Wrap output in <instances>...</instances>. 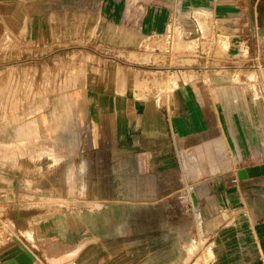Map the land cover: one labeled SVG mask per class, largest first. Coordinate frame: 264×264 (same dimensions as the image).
Wrapping results in <instances>:
<instances>
[{
  "label": "rangeland",
  "instance_id": "1",
  "mask_svg": "<svg viewBox=\"0 0 264 264\" xmlns=\"http://www.w3.org/2000/svg\"><path fill=\"white\" fill-rule=\"evenodd\" d=\"M242 2L0 0L1 264L19 247L14 235L27 231L34 234L31 243L44 264H63L66 251L71 253L65 264H211V244L201 226L197 240L181 251H173L171 243L162 247L141 226L128 231L125 218L146 219L148 210L127 209L122 194L107 192L111 178L105 170L97 177L92 151L84 144L93 129L83 122V113L92 108L93 119L108 116L101 107L109 106L113 124L114 116L119 120L122 111L133 107L140 118L151 99L156 107L174 108L185 122L191 116L187 91L198 81L195 114L204 117L205 127L196 128L191 138L196 161L182 151L187 170L182 185H193L190 172L200 183L221 172L226 158L217 153L212 162L203 144L220 136L230 143L237 135L233 126L230 139L225 128L208 125L212 119L222 123L217 113L220 86H234L232 92L236 86L244 88L262 111L258 83H264V65L260 51L248 47L249 21L242 15ZM213 77L228 82L217 84ZM72 96L76 104L66 121L45 128L53 107ZM230 96L237 103L236 93ZM209 99L218 106L212 108ZM32 120L35 126H27ZM121 121L124 127V117ZM259 123L264 125V115ZM110 234L114 241L108 240ZM112 250L117 258L109 263Z\"/></svg>",
  "mask_w": 264,
  "mask_h": 264
},
{
  "label": "crops",
  "instance_id": "2",
  "mask_svg": "<svg viewBox=\"0 0 264 264\" xmlns=\"http://www.w3.org/2000/svg\"><path fill=\"white\" fill-rule=\"evenodd\" d=\"M84 1L86 0H78V3ZM240 1H243L240 7L242 15H247L249 21L250 47L254 45L255 36L260 30L258 27L264 23V0ZM129 35L132 38L137 36L133 32ZM220 77H213L212 81L217 84L218 81L225 82L222 78L218 80ZM197 82L191 83V92L187 91L191 116L185 122L179 115H175L174 108L160 105L156 107L151 103V99L147 101V108L142 111L140 118L136 111L138 109L133 107L129 111H122L119 120L114 116L113 124L109 123L111 107L102 106L101 112L108 116L94 119L93 110L89 108L83 113V122H88L89 125L91 123L93 130L91 138L84 141L85 147L92 151L97 177H100L99 170H105L111 178L107 192L122 194L127 209L136 207L148 210L149 216L146 219L134 221L125 218L128 231L132 232L134 225L141 226L142 233L156 238L162 243V247L166 244V248L167 243H171L173 251L175 248L181 251L186 245L197 240L198 227L201 226L207 243L211 244L214 257L211 264H264V175L251 176L248 172L250 168L264 165V125L259 123L264 115V102L259 94L258 102L262 110L259 113L251 104L248 95L243 92L244 88L236 86L237 89L232 92L234 86L228 84L220 86L219 89L218 85V95L221 98L217 101L219 106L210 99L208 103L212 108L213 104L218 106L217 113L221 114L222 123L212 119L208 125L213 130L221 131L225 128L230 139L232 133L229 128L233 126L238 129L237 135L230 143L223 141L222 136L205 141L203 144L208 146L212 162L219 153L220 156L224 155L227 164L220 166L221 172L205 176L201 183L199 177L190 172L188 179L193 185L184 187L182 181L187 177V170L183 169L182 151L188 153L190 162L196 161L197 147L191 138L195 137L196 128L205 127L204 117L195 114V95L196 91L201 89L200 85H196ZM259 84L264 83H258V87ZM187 92L185 91V94ZM233 93L237 95V103H234L230 96ZM176 98H180V93L176 94ZM65 103L53 107L51 116L45 119V128L50 127L51 122L58 126L64 123L75 107L76 97H66ZM123 117L124 127L121 121ZM35 124L33 120L26 123L29 127ZM180 128L187 130L189 138L181 135ZM203 144L198 148H202ZM229 146L232 147L234 160L230 159L232 154ZM183 195H191L197 201L202 215L201 223L190 208V202L185 199H188V196L183 198ZM23 237L24 234L21 238L36 255L38 264H44L34 245ZM127 237L131 238L130 235ZM114 239V234L108 236L109 241ZM93 241L98 244L101 242L95 236ZM22 243L20 245H24ZM69 253L71 252L66 251V262H62L63 264L68 263ZM116 253H110L109 263L117 258ZM125 253L128 254L127 251ZM49 254L52 257L56 255L51 252ZM73 254L79 256V253Z\"/></svg>",
  "mask_w": 264,
  "mask_h": 264
},
{
  "label": "water",
  "instance_id": "3",
  "mask_svg": "<svg viewBox=\"0 0 264 264\" xmlns=\"http://www.w3.org/2000/svg\"><path fill=\"white\" fill-rule=\"evenodd\" d=\"M259 30L260 44L264 46V23L261 24ZM251 176L264 175V165L248 169ZM3 264H38L36 255L26 248L24 245L19 246L14 252L3 261Z\"/></svg>",
  "mask_w": 264,
  "mask_h": 264
},
{
  "label": "built area",
  "instance_id": "4",
  "mask_svg": "<svg viewBox=\"0 0 264 264\" xmlns=\"http://www.w3.org/2000/svg\"><path fill=\"white\" fill-rule=\"evenodd\" d=\"M260 27H258L259 29ZM254 46L256 47V49L258 51H260V56L262 58V62H263V65H264V46L262 47L261 44H260V35H259V32H257L256 36H255V40H254ZM258 91H259V94H260V98L263 100L264 102V84H259V87H258ZM184 196H188V195H183V198H185ZM182 197V196H181ZM188 202H190V208H192V210L196 213L197 215V219L198 221L201 223L202 221V215L201 213L199 212V206H198V203L197 201L193 198V196H188V199L185 198ZM185 201V200H184ZM187 202V203H188Z\"/></svg>",
  "mask_w": 264,
  "mask_h": 264
},
{
  "label": "bare ground",
  "instance_id": "5",
  "mask_svg": "<svg viewBox=\"0 0 264 264\" xmlns=\"http://www.w3.org/2000/svg\"><path fill=\"white\" fill-rule=\"evenodd\" d=\"M261 68L263 69V66H261ZM224 80H225V82H228L227 79H224ZM175 82H176V80H175ZM176 85H177V83H176ZM236 89H237V88H236ZM255 99L258 100V98H256V97H255ZM256 100H255V101H256ZM24 234H25V235H24V236H25L24 238H25L28 242H31V240L33 239V234H32L31 232H29V231H27L26 233L24 232ZM14 239H15V242H16L17 245H19V246H23V245H20V244H21L22 242L24 243L25 240L22 239L21 236L14 235ZM23 243H22V244H23ZM26 244L28 245V243L25 241L24 246H25ZM27 245L25 246L26 248H28ZM28 249H29V248H28ZM29 250H30V249H29ZM30 251H31V250H30Z\"/></svg>",
  "mask_w": 264,
  "mask_h": 264
}]
</instances>
